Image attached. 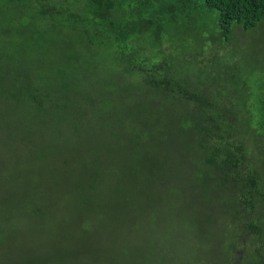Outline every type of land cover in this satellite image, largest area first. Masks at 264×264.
I'll return each instance as SVG.
<instances>
[{"label":"trees","instance_id":"1","mask_svg":"<svg viewBox=\"0 0 264 264\" xmlns=\"http://www.w3.org/2000/svg\"><path fill=\"white\" fill-rule=\"evenodd\" d=\"M0 5V264H264V87L170 52L264 0Z\"/></svg>","mask_w":264,"mask_h":264},{"label":"rangeland","instance_id":"2","mask_svg":"<svg viewBox=\"0 0 264 264\" xmlns=\"http://www.w3.org/2000/svg\"><path fill=\"white\" fill-rule=\"evenodd\" d=\"M2 6L0 5V10ZM213 13L216 11L214 10ZM208 16H201L198 22L200 29H193L186 23L180 28L177 44L170 47L174 59L176 58L177 62H204L207 72L212 70L209 74L211 78L215 77L216 82L217 79L224 80V84L221 86L230 80L233 72L231 64L236 63L237 72L244 73L245 77L254 83L253 87L256 86V83L260 87H264V22L260 27L247 32L240 28H234L228 34V38H223L219 28L214 26L213 18H206ZM219 37L223 39L220 42L217 41ZM168 38L172 39V36L169 35ZM173 38L175 39L174 36ZM212 65L213 67H211ZM225 92L231 93L232 90L227 89ZM262 102L264 103V99ZM251 147L257 161L264 159V143L257 147ZM48 229L49 227L41 232L51 234ZM59 230L61 231V228ZM39 240L45 242L44 238ZM54 246L57 247V241L54 242Z\"/></svg>","mask_w":264,"mask_h":264}]
</instances>
